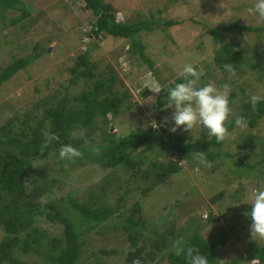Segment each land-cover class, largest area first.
<instances>
[{
    "label": "rangeland",
    "instance_id": "1",
    "mask_svg": "<svg viewBox=\"0 0 264 264\" xmlns=\"http://www.w3.org/2000/svg\"><path fill=\"white\" fill-rule=\"evenodd\" d=\"M22 1L27 16L11 24L21 11L8 9L4 23L0 19V68L14 58L30 54L36 44L39 56L0 85V125L17 118L14 128H20L25 115L40 116L45 105L62 96L72 100L89 89L94 79L78 75L72 81L70 71L83 52L95 65L93 72L104 79L111 77L112 90L120 96L126 94L124 101L105 119H96L87 144L78 143L73 137L70 144L83 152L82 157L61 160L59 148L32 163L26 183L27 190H38L42 210L53 202L64 211L68 209L66 216L79 230L90 226L80 234L83 245L77 264H132L128 254L135 248L121 228L125 217L131 215L144 222L145 235L168 228L177 232L193 228V232L215 243L214 254L220 262L258 264L248 258L246 248L251 244L263 245L264 240L251 238V219L244 213L252 207L245 202L251 191L264 188V115L254 127L231 130L229 139L211 148L210 158L183 156L173 151V143L200 140L203 126L171 133L172 124L165 126L164 118H170L174 108L166 104L156 122V95L143 88L148 79L158 81L161 86L173 82L183 65L192 63L204 71L201 85L209 82L217 87L230 85L233 108L230 120L239 115L241 105L250 101L251 95H264V21L247 12L255 0H102L111 5L120 21L178 20L140 32L145 57L151 64L132 51L129 39L104 32L95 35L92 29L96 16L84 7L82 0ZM234 23L262 30L240 32L230 28ZM208 27L220 28L226 42L243 58L235 74L217 65L215 56L221 45ZM137 131L144 136L136 138L126 149L133 165L112 169L94 162L97 154L92 148L101 150L109 134L117 138ZM170 160L179 164V169L156 184L151 183L158 179L151 171L153 164H166ZM70 198L83 203L92 201L94 206L105 202L118 206L120 213L104 222L85 223L68 207ZM35 226L48 237L61 236L62 225L48 220L44 214L36 216ZM3 236L0 221V241ZM148 250L149 245L145 253ZM47 252L43 240L27 253L16 249L13 257L25 264H47L43 257ZM159 254L147 257L144 264H168L166 256Z\"/></svg>",
    "mask_w": 264,
    "mask_h": 264
},
{
    "label": "trees",
    "instance_id": "2",
    "mask_svg": "<svg viewBox=\"0 0 264 264\" xmlns=\"http://www.w3.org/2000/svg\"><path fill=\"white\" fill-rule=\"evenodd\" d=\"M84 7L91 10L96 16L93 23V33L95 35L104 32L105 34L121 39H129L132 51L148 61L145 57L144 44L139 36L142 30H149L161 24H175L174 19H142L136 22H125L117 20L115 13L109 3L102 0H82ZM8 9H19L21 15L10 21L16 23L21 17L27 16L28 12L25 3L22 0H0V19L4 23L5 11ZM230 28L236 31H260L261 27H254L244 24L234 23ZM213 38L221 45V51L215 56L217 65L224 69L225 64H232L235 71L242 62V57L234 52L231 43L226 42L222 31L218 27H208ZM39 56V46L36 44L30 54L25 57H18L11 60L7 65L0 68V85L10 79L16 72L26 68ZM75 65L70 69L72 72V81L78 75L84 78L94 79L93 85L82 90L79 94L70 100L67 96H62L55 103L44 106L40 116L25 117L20 122V128L15 129L17 118H11L0 125V221L3 225L4 236L0 241V264H25L13 257L14 251L20 249L27 253L34 249L43 240H46L48 252L43 257L47 264H77L82 254L83 238L80 234L90 229V226L79 230L75 223L67 215L63 208L53 202L48 203L47 209L42 210L38 190L33 188L27 190L26 183L31 174L32 163L38 159H43L61 145L72 143L74 140L71 135L73 130L81 128L85 131V139L88 140L94 131L96 119L98 117L106 118L107 114L112 113L125 99L126 94L120 96L112 90V78L104 79L101 75L93 72L95 65L89 62L87 52L77 56ZM149 64V65H150ZM182 82L180 75L173 82H167L162 87V91L155 98V121L159 122V117L163 107L168 104L167 89L174 86L175 83ZM233 95V94H231ZM230 96V102H231ZM258 110L253 111L251 102L246 101L241 105V113L248 121L249 127H254L257 119L264 115V102L257 105ZM17 120V121H16ZM229 131L237 128L235 118L231 119ZM59 134L60 140H53L43 155L39 149L44 143V133ZM201 139L193 142L178 141L173 143V151L183 156L195 157V153H203V157L210 158L212 147H218L221 142L215 138L209 140L207 129L202 127ZM144 136L142 132H130L124 137L114 138L112 134L108 135L107 143L100 150L101 152L94 157V162L103 168H115L118 165L130 167L132 158L126 149L133 145L136 138ZM78 143H83L84 139H78ZM198 159V158H197ZM179 169V164L175 161L164 163H154L151 171L158 179L151 183L156 184L163 176L169 175ZM218 194L215 196L219 197ZM215 200V198H213ZM92 201L78 202L70 198L68 207L77 213L82 222L88 223L94 221L100 223L106 221L110 216L120 213L118 206H111L105 202L99 205L91 204ZM65 209V208H64ZM44 214L45 217L62 225L60 237H48L35 226L37 215ZM140 227L139 229L136 228ZM115 227H119L116 225ZM121 228L127 232V237L131 245L135 248L129 252V262L139 258L144 264L147 257L156 255H165L168 264H187L183 256H176L170 250L171 242L179 239L184 242L185 248L194 246L200 249L201 254L206 255L209 264H228L227 261L220 262L214 254V242H211L201 236L193 228L187 232L183 229L175 231L168 228L164 231H153V235L144 234V222L135 219L132 215L125 217ZM141 237L144 241L140 243ZM149 245L150 250L145 253V248ZM248 258L256 260L258 264H264V243L260 246L246 248ZM238 260H233L232 263Z\"/></svg>",
    "mask_w": 264,
    "mask_h": 264
},
{
    "label": "clouds",
    "instance_id": "3",
    "mask_svg": "<svg viewBox=\"0 0 264 264\" xmlns=\"http://www.w3.org/2000/svg\"><path fill=\"white\" fill-rule=\"evenodd\" d=\"M250 15L258 16L260 21H264V0H255L253 6L247 9ZM224 69L231 74H235V68L232 64H225ZM182 82L175 83L174 86L167 89L168 107H173L174 110L171 117L164 118V124H172L169 128L171 133H176L177 130L183 129L184 132L193 131L198 125L207 129L209 140L215 138L219 142H224L231 137L228 124L233 116V108L230 102V85L224 84L222 87H217L215 83L209 82L201 85V77L204 76L203 69H198L192 63L183 65L180 73ZM143 88L149 89L155 95H159L164 88L154 79H148L144 82ZM250 102L253 111H257V105L264 102V95L253 94L250 97ZM235 125L238 128H247L248 121L242 115L235 117ZM159 127V125H154ZM74 138L85 139V131L73 130L71 134ZM44 143L39 151L44 154L45 149L49 147L53 140L59 141V134L44 133ZM92 151L99 154L100 149L93 147ZM195 157L203 159V153H195ZM81 152L72 144H63L59 149V158L61 160H73L77 157H82ZM33 167H35L33 165ZM252 205L250 212H245L244 215L249 216L250 235L251 238L257 241L264 240V188H255L251 191L250 196L245 201ZM170 250L176 256H183L187 260V264H209L208 257L201 254L200 249L194 246L185 248L184 242L176 239L171 242ZM132 264H142L139 258L133 260Z\"/></svg>",
    "mask_w": 264,
    "mask_h": 264
}]
</instances>
